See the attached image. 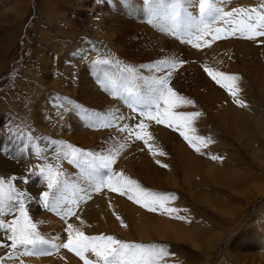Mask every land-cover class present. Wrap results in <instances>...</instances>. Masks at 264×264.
I'll use <instances>...</instances> for the list:
<instances>
[{
	"label": "rangeland",
	"instance_id": "obj_1",
	"mask_svg": "<svg viewBox=\"0 0 264 264\" xmlns=\"http://www.w3.org/2000/svg\"><path fill=\"white\" fill-rule=\"evenodd\" d=\"M215 4L224 10L259 9L264 0H215ZM197 5L198 0H188L191 16H183L176 35H172V22L163 18L165 10L159 0H0V177L17 178L13 183L26 194L29 216L48 241L39 244L42 248L28 246L36 264H47L50 257L57 264H83L67 249L53 247L67 241L69 223L86 235H113L130 243L163 245L170 253L163 264H264V44L260 43L264 38L248 40L237 34L212 41L208 36L205 39L210 46L193 48L184 41L194 39L195 25H199ZM205 23L213 30L228 27L212 18ZM98 59L111 63L94 64ZM160 59L184 61L173 71L169 83L194 102L180 111L202 113L193 127L196 135L210 138L203 154L191 149L178 132L154 122L147 123L155 156L142 142H133L104 126L108 123L104 118L116 109L125 116L134 115L128 108L133 97L124 89L132 87L140 97H148L151 84L141 77L150 81L166 71L140 66ZM125 66L135 67L137 76L123 72ZM204 66L238 75V97L246 107L234 104L226 90L203 71ZM114 79L119 82V96L104 88V83ZM90 84L105 98V107L87 104ZM82 87L87 91L80 101L77 97ZM138 108L147 110V104ZM233 109H245L249 114L235 120L239 123L232 122ZM68 121L75 128L81 126L78 134L83 142L87 144L92 138L98 148L81 145L68 135L64 130L70 129ZM52 141L96 154H107L127 141L112 171H122L153 192L173 194L168 206L178 211L171 216L149 212L106 187L83 195L78 184L90 185L92 178L96 183L108 170L57 159L58 149ZM137 159L147 162H143L144 168L137 165ZM48 164L59 165L64 173L55 193L63 203L59 208L51 206L59 209L63 220L49 230L51 224L43 223V216L51 207L45 208L38 199L48 190L40 174V167ZM80 196L90 198L83 201ZM74 199L79 203L73 205ZM66 206L72 207L75 215L64 217ZM165 223L172 224V234L160 229ZM156 226L160 232L154 231ZM23 250L22 246L15 250L0 247V264L8 260L27 264V257L21 256ZM39 250L45 254L40 256ZM89 258L94 259L90 254Z\"/></svg>",
	"mask_w": 264,
	"mask_h": 264
},
{
	"label": "snow or ice",
	"instance_id": "obj_2",
	"mask_svg": "<svg viewBox=\"0 0 264 264\" xmlns=\"http://www.w3.org/2000/svg\"><path fill=\"white\" fill-rule=\"evenodd\" d=\"M145 2L148 3L149 0H145ZM159 3L165 10L163 18L172 22L169 34L176 35L183 16H191V13L187 11L188 0H168L167 3L164 0H159ZM196 7H198L199 25H195L194 39L189 38L184 41L191 44L193 48L200 49L204 46H210L209 41L205 39L208 36H211L212 41L237 34L248 40L264 38V6L259 9L236 7L231 10H224L216 6L215 0H198ZM207 18H212L213 21H221L228 27L226 29L216 27L213 30L209 24L205 23ZM162 30L169 31L168 29ZM260 43L264 44V40H261ZM93 63L108 65L111 61L98 59ZM183 63L184 61L174 59H160L151 65H141V68L148 67L154 71L164 70L166 75L158 76L150 81L141 77V79H145V83L151 84L150 94L146 98L134 93L132 87L125 88L124 91L127 92L128 96L133 97L132 102L128 103V108L134 115L125 116L119 109H116L104 118L108 119V123L104 126L112 127L116 132L126 135L133 142H142L147 150L155 156L156 152L153 151V145L150 143L152 137L148 132L149 123H147L154 122L178 132L191 149L196 153L203 154L202 148L208 146L210 138L196 135V129L193 127L194 121L202 113L199 111H180L184 106H194V102L180 95L169 83L173 71ZM122 71L132 77L137 76V69L133 66H125ZM203 71L216 85L226 90L232 97L234 104L239 107H246V103L238 97L240 92L238 82L241 79L238 75L227 74L208 66H204ZM104 88L105 91L111 89L110 94L113 96L120 95L115 80L104 83ZM68 103L72 102L68 101ZM142 104H147V110L138 108V105ZM124 121L130 123H124ZM52 143L58 149L57 159L68 160L69 163L77 166L87 164L93 169L108 170L94 184V191L99 192L106 187L112 192L119 193L120 196H126L129 201L138 204L149 212H160L171 216L178 211V209L168 206L170 201L174 199L173 194L153 192L141 187L137 181L125 176L122 171H112L113 165L127 141L109 149L107 154H96L70 143L65 144L62 141H52ZM143 150L142 148L141 151ZM163 154L160 152V155ZM211 159L215 160L219 157L212 156ZM163 166L167 167V165ZM40 174L47 182L48 190L44 191L38 199L42 201L45 208H49L53 204L59 208L63 200L57 197L55 193L60 190L63 183L61 177L64 173L60 170L59 165L48 164L40 167ZM16 179L14 176L11 178L0 177V231L4 233L0 240L11 242L10 245L0 243V247H10L15 250L22 246L25 248L26 254H29L27 253L28 246L35 248L39 244L48 243V241L39 234L37 225L29 216L25 203L26 194L15 186L13 181ZM78 203L79 201L76 199L72 201L73 205ZM73 215H75L73 208L66 206L63 216L70 217ZM8 216L13 218L11 220L5 219ZM175 218L183 219L179 216ZM117 219L121 218L117 216ZM121 223L123 224V221ZM65 231L67 232V241L60 245H53V247L67 249L79 257L83 264H163L170 255L163 245L130 243L113 235H86L83 231L75 229L71 223L67 225ZM89 254L94 259L89 258Z\"/></svg>",
	"mask_w": 264,
	"mask_h": 264
},
{
	"label": "bare ground",
	"instance_id": "obj_3",
	"mask_svg": "<svg viewBox=\"0 0 264 264\" xmlns=\"http://www.w3.org/2000/svg\"><path fill=\"white\" fill-rule=\"evenodd\" d=\"M85 1V0H84ZM120 13V12H119ZM118 13V14H119ZM116 14V13H115ZM115 14H112V15H115ZM118 17V16H117ZM117 17L115 18V19H117ZM119 18V17H118ZM242 44V43H241ZM229 52V51H228ZM227 52V53H228ZM258 53V52H257ZM91 70H94V69H91ZM80 76L82 77V78H84L85 80H87L86 78H85V76H84V74H83V72H80ZM109 78V77H108ZM114 80H116V79H114ZM83 83V82H82ZM117 83H119L118 82V80H117ZM73 87L75 88V85H73ZM88 88H89V96H90V102L89 103H87L88 105H89V107H96V106H98V107H105V104L103 103V102H105L106 100H105V98L102 96V94L99 92V90L98 89H96V88H94L93 87V85L92 84H90L89 86H88ZM117 88H118V90H119V92H120V88L118 87V85H117ZM86 89L84 88V87H82V90L79 92V95H78V97H77V99H79L80 101H83V95L86 93ZM72 96V95H71ZM123 101V100H122ZM121 101V102H122ZM97 110H98V108H97ZM231 113H230V120L232 121V122H238V121H240L241 119H243V117L245 116L244 114H249L247 111H245V109L243 110V111H241V112H238V111H236V110H231L230 111ZM71 113H75V109H73L72 111H71ZM69 114V113H68ZM71 115V114H70ZM73 117V116H72ZM235 120H238V121H235ZM239 123V122H238ZM232 125V124H231ZM238 126V125H237ZM236 126V127H237ZM67 127L68 128H70L69 130L67 129V128H65L64 130L67 132V134L68 135H71L72 137L74 136V138L79 142V144H81V145H84V146H95L94 144H92L93 143V141H92V138H91V140H90V142L89 143H85V142H83L81 139H80V136H79V134H78V131L81 129V126L78 128H75V124L73 123V122H70V121H68L67 122ZM234 127V126H233ZM56 132V131H55ZM57 133V132H56ZM58 134H60V131H59V133H57V135ZM96 134V133H95ZM56 135V134H55ZM125 136V135H124ZM92 137V136H91ZM127 137V136H126ZM125 137V138H126ZM125 138H124V140H125ZM68 139H70V138H68ZM109 140H106V142H105V144L107 145V142H108ZM94 142H95V140H94ZM89 144V145H88ZM95 147H97L98 148V146H95ZM132 149V148H131ZM141 155V154H140ZM142 159H144V158H142ZM141 159V161H143V162H146V161H144V160H142ZM137 161V165H139L141 168H144L143 167V165H144V163L143 162H140L138 159L136 160ZM147 163V162H146ZM150 167V166H149ZM64 168V167H63ZM79 171H81V170H77V172H79ZM137 173V172H136ZM135 173V174H136ZM231 174V177H232V175H234L233 174V172H231L230 173ZM235 176V175H234ZM82 177V176H81ZM233 178V177H232ZM90 180H92L93 182H92V184H90L89 185V183L88 182H85V183H83V182H81L80 184H78L79 185V189L81 190L80 192H83V195H86L87 194V192H89V190H91V189H94V183H95V178L93 179H89V182H91ZM77 181V180H76ZM88 195V194H87ZM81 197H83V198H81ZM88 198H90V197H88ZM88 198H84V196H80V199H82L83 201H87V199ZM138 208V207H137ZM51 210H49V211H45V213H46V216H43V219H44V222L43 223H47V222H49L51 225H49L48 226V230H49V227L50 228H53V229H55V227L59 224V223H61V221L63 220V218H62V215H61V213L60 212H58L59 211V209H54V208H50ZM135 210V209H134ZM131 211V210H130ZM143 211V210H142ZM42 212V211H41ZM134 212H136V211H134ZM144 213V212H143ZM142 213V214H143ZM42 214H44V213H42ZM41 214V215H42ZM78 214V213H77ZM134 214H136V213H134ZM80 216V215H79ZM156 217V216H155ZM82 218V217H81ZM138 218V217H137ZM157 218V217H156ZM38 219V218H37ZM39 220V219H38ZM82 220V219H81ZM150 220H151V218H150ZM154 220H155V218H154ZM158 220V219H157ZM149 221V220H148ZM86 222V221H85ZM153 222V221H152ZM42 223V224H43ZM151 223V222H150ZM161 222H159V224H160ZM85 224V223H84ZM153 224V223H152ZM157 225H158V223H157ZM171 225L172 224H166L165 223V225L163 226V224H162V226H163V228H161L160 227V229H164V230H166V231H163V232H168V233H170V234H172V231H174L175 229L173 228V226L171 227ZM45 227V226H44ZM153 227H154V224H153ZM157 227V228H156ZM154 229V231L155 232H160V229H158V226H156ZM59 228H60V226H59ZM153 229V228H152ZM151 229V230H152ZM150 230V231H151ZM183 231V230H182ZM51 234H53V233H51ZM164 234V233H163ZM166 234V233H165ZM179 234V233H178ZM161 235H162V233H161ZM55 238V237H54ZM38 248H42L40 245L39 246H37V248L36 249H38ZM19 251V250H18ZM39 253H40V256L42 255L41 253H44L42 250H39L38 251ZM38 252H36V253H38ZM18 253V252H17ZM27 253H28V251H27ZM35 253V254H36ZM22 255L21 256H23V257H27V258H25V260H24V262L25 263H27V264H36V263H38V262H36L37 260H36V256H35V254H34V256L35 257H33V256H29L30 255V253L29 254H26V252H25V250H23L22 251V253H21ZM45 254V253H44ZM258 254V253H257ZM64 255H66L65 253H64ZM69 255V254H68ZM66 258H67V256H66ZM18 259V258H17ZM71 259V258H70ZM69 259V260H70ZM48 261H47V264H57V262L53 259V258H48L47 259ZM10 261V262H9ZM78 261H80L79 259H78ZM6 264H19V261H17V260H8V261H6L5 262ZM4 263V264H5ZM79 263H81V262H79Z\"/></svg>",
	"mask_w": 264,
	"mask_h": 264
}]
</instances>
